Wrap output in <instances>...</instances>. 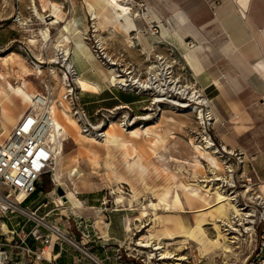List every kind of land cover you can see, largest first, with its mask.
<instances>
[{
    "label": "rangeland",
    "instance_id": "1",
    "mask_svg": "<svg viewBox=\"0 0 264 264\" xmlns=\"http://www.w3.org/2000/svg\"><path fill=\"white\" fill-rule=\"evenodd\" d=\"M44 1L49 5L48 10L41 6L43 0H36L40 14L45 16L48 22H51V3L57 4L60 7L57 14L63 21L60 25H47L36 14L33 0H0V75L6 74L7 80H10L15 86L25 83L31 91L48 97L50 103L53 102L58 107L64 119L63 113L78 123V129L73 130L71 128L72 137L64 143V154L58 167L60 172L58 180L64 186L68 185L69 189L71 182H73L80 194L77 199L73 196L68 200L63 198L65 202L64 206L61 207L63 213L71 215L75 212L85 218L89 217L86 224H90L93 219L104 223L107 219L112 218L115 226L113 227L118 235L122 236L124 231V237L120 242L111 240L114 242L113 253L116 264H159L163 262L169 264H264V184L258 183L255 178H253L252 183H246L242 166L237 163L235 156H226L227 154L224 156L221 151L217 153L220 160L224 162L222 165L225 171L221 173L229 175L227 170H234V175L229 178L233 177L232 183L235 186L233 184L227 185L221 181L219 184H224V189L231 192L236 191L235 194H232V196L238 194L237 200L234 202H237L236 204L243 208L244 212L254 214L250 218L254 222L247 223L245 226H236L241 228L240 233L231 231L228 226H221V232L224 236L221 238L220 248L208 245L205 239H202L201 242L197 240L198 238L185 240V237L180 236L182 235L181 224L196 226V213L189 211L190 208L184 202L185 185L193 175L196 174L201 177L205 174L204 170L194 166V163L199 160V153L192 143L202 145L203 136H206L204 129L198 123L196 108L193 106L179 107L176 101H173L175 96L170 97L171 93L164 96L166 100L157 103L155 100L156 93L152 89L139 88L130 81L132 86L124 87L117 85L118 80L113 82L111 79L113 74L122 75L126 70L132 72L131 76L142 79L149 78L148 67L151 61H155V58H152L151 61L148 60L149 52H152L156 53L157 56L164 57L160 66H172L168 69L171 73L167 74V80L171 81L172 78V81L179 82V86L185 87L187 85L193 89L202 88L197 82V77L193 74V69L184 59L186 52L196 48L197 43L192 44L189 39L186 45L188 50H184L180 44L162 37L160 28L157 25L149 24L148 14H144V12L146 13L145 7L143 8L144 11L137 14L139 4H135L137 12L130 14V16L144 20L152 33L157 29L156 34L159 33L158 35L161 36L150 49H145L143 44H138L139 39H133L135 48L129 46L128 40L133 37L114 28L115 21L120 22L121 20L117 17L115 9L110 7L108 0L105 3L100 0H93L89 3L90 12L84 0ZM124 2L129 3L128 0ZM129 4L133 8V2ZM111 9L114 11L113 13ZM94 12L97 16L96 19H94ZM47 27L50 28L48 44H46L41 33ZM63 34L70 37V43L64 40ZM32 39L37 40L35 45L31 44ZM189 44L194 45V47L191 48ZM59 45L64 46L58 48ZM75 49L81 51L84 58L83 63L76 59L73 52ZM67 50L72 52L69 56L66 54ZM64 59L66 60L63 61ZM70 61L72 63L68 64ZM113 61L117 62V65H111ZM4 62L8 65H5ZM66 65L69 68L74 66L76 70L70 71ZM112 68L115 70H110ZM26 69L27 71L30 69L29 72H32V75H28L29 72L27 73ZM40 70L41 73H39ZM7 71L10 74H7ZM94 72L97 73V80L102 84L100 89L96 91L87 90L76 84V75H80L82 80L88 81L87 79H90ZM24 75L26 77L23 78ZM75 80L76 83L73 85L75 88L78 87L80 94L79 98L76 99L73 93L75 98L73 102L67 84L68 81ZM111 83L115 86H111ZM172 93L176 94L175 90ZM88 95L93 97H88ZM12 97V114L15 112L17 117H21L27 112L28 106L20 98L13 95ZM106 98L112 99L101 101ZM175 99L178 98L175 97ZM92 101L99 102L85 104ZM79 104L91 115L94 125L102 126V132L108 130L111 124L115 125V128L127 140H132L138 146L144 147V150L140 149L142 151L141 157H138L137 154L124 156V151L119 148L113 149L108 156L103 145L105 138L97 137V131L82 132L88 138L96 141L81 139L78 134L82 125L78 121L79 115L76 114V108L79 107ZM120 105H128L129 108L119 109L117 106ZM98 109L103 114L96 115ZM144 114H149L152 117L140 119L139 117ZM2 120L0 115L1 143L7 139L2 135L4 131ZM9 128L12 130L13 126L10 125ZM136 128L143 132L139 136L140 138L132 137V134L129 133ZM213 129L209 130V133L212 134L216 146L221 149L222 143L215 139ZM159 136H162L164 141L155 144ZM153 149H156V153L153 152ZM235 150L242 151L240 148ZM201 162L205 163L202 160ZM244 169L246 171L248 167ZM209 176L213 177L211 174ZM55 183L50 174L43 176L38 184V191L41 194L36 193L33 198L38 197L39 200H44L48 195L50 201L59 199L60 195L56 191ZM247 188L252 189L250 195L242 193ZM230 191L228 192L231 193ZM176 192L183 199L184 208H179L175 204ZM68 193L70 194V191ZM167 194L168 196L165 197ZM135 195L137 201L131 207L129 200L133 199ZM119 196L124 197L123 203L117 202ZM160 197L163 199L161 200ZM79 199L83 201L81 208H78ZM92 199H99V201L94 202ZM69 200L72 201L73 205L68 202ZM152 202L158 204V209L151 205ZM51 208H54L52 202L46 211ZM144 210L147 212L146 217L141 216ZM58 212L55 211L51 214L50 220L54 223L53 219L60 217V214H55ZM136 217H140L142 221H135ZM128 218L132 219L135 233L131 239H128L125 231V223ZM205 219L211 221L209 215H206ZM63 222L61 220L59 224L61 225ZM239 222L241 221H237L236 224ZM72 224V226L67 224L66 228L68 230L70 228L71 235L76 234V241H80L82 234L77 230V226ZM135 224L137 225L136 228ZM245 227L251 229L246 231ZM61 228L63 229V227ZM203 228L209 239L218 237L213 224H206ZM168 231L175 232L178 237L160 240L167 237L165 234ZM85 232L90 234V230ZM150 235L159 239L155 242L161 241L167 250L183 254L186 259L160 260L159 250H156L152 261H150L148 254L151 247L141 248L137 246V241H145ZM233 236H237L238 239L232 238ZM226 237H228V241H226ZM89 239H92V236L89 235ZM231 241L236 242L231 243ZM64 242L70 244L75 249V254L82 260L89 264H95L70 242L66 240ZM92 244L94 243L90 241L87 246L95 256H100ZM226 245L230 247V252L225 251ZM103 263L109 264V260L103 261Z\"/></svg>",
    "mask_w": 264,
    "mask_h": 264
},
{
    "label": "crops",
    "instance_id": "2",
    "mask_svg": "<svg viewBox=\"0 0 264 264\" xmlns=\"http://www.w3.org/2000/svg\"><path fill=\"white\" fill-rule=\"evenodd\" d=\"M92 1L84 0L89 12L91 11L89 3ZM128 2H133V12L131 11L128 17L120 22L116 20L114 28L123 31L127 36L132 35L133 39H139L138 44H143L145 49L153 47L161 36L180 44L184 50H188L186 45L189 39L191 43H197L196 48L188 50L185 58L193 69L198 84L211 100L217 115L213 135L228 149L240 148L246 155L248 170H254L252 175L255 180L264 184V0H128ZM135 4L144 5L146 8L144 14H148L149 24L157 25L161 36L159 33H152L144 20L130 16L139 10L137 8L136 11ZM110 7L114 8L112 5ZM111 12L114 11L111 9ZM87 80L102 85L97 80L96 72ZM110 99L112 98L101 101ZM97 102L99 101L85 104ZM0 115L2 116V112ZM13 115L15 118L18 116L15 112ZM36 193L41 194L37 189L26 199L23 206L31 211H37L38 215L44 216L50 223L63 227L61 229L64 232L76 239V234L71 235L70 228L69 230L66 228L68 225L65 222L59 224L61 220L65 221L62 215L66 214L61 208L46 211L51 202L54 205L57 200L50 201L48 195L44 200L33 198ZM47 193L49 194L48 191ZM78 205V208L82 207L81 199ZM55 211H59L55 214H60V217L54 218V223L50 217ZM88 219L89 217H83L81 222L78 221L81 227H76L77 230L80 232L90 230L89 235L92 236L90 241L94 243L92 247L100 253V256L96 257L102 258L100 259L102 261L109 260V264H116L113 243L123 239L124 231L122 236L118 235L112 218L104 223L93 219L90 224H86ZM0 225H5L7 231L19 232L23 229L24 234L29 235L27 244L37 253L44 248L40 241H36L30 235L36 222L26 216L10 212L2 218ZM6 230L4 231L7 232ZM40 230L43 234L48 233L43 226ZM14 238L18 240L17 235H14ZM0 240L3 241L4 237L0 236ZM47 247L45 246V249ZM49 247L51 249L47 257L51 256L50 258L58 264H80L78 263L80 257L75 254V249L70 244L63 241ZM10 264L51 262L35 260L34 256H26L21 250L16 249L11 252Z\"/></svg>",
    "mask_w": 264,
    "mask_h": 264
},
{
    "label": "bare ground",
    "instance_id": "3",
    "mask_svg": "<svg viewBox=\"0 0 264 264\" xmlns=\"http://www.w3.org/2000/svg\"><path fill=\"white\" fill-rule=\"evenodd\" d=\"M102 3H105L106 0H100ZM125 0H108V2L110 3V5H112L115 8L117 17L119 18V20H122L124 18L128 17V14L132 11L133 12V8L131 7V5L127 2H124ZM34 3V9L35 12L38 16H40V18L47 24V25H60L63 21L62 18L57 14V11L60 10V7L55 4V3H51V9H52V14H50V16L52 17V21L48 22V20L45 18V16H43L42 14H40L39 12V8L37 5L36 0H33ZM41 6L44 9H49V5L48 3H46L44 0L41 4ZM92 10L94 11V7H91ZM95 13V12H94ZM138 14V13H137ZM94 19L97 18L96 13L94 14ZM138 16V15H137ZM97 31V30H96ZM46 44H48V41L50 40V28L47 27L44 30L41 31ZM132 37V36H131ZM63 38L67 43H70V37L66 34H63ZM136 38V36H135ZM31 44H36L37 40L36 39H32ZM128 43L130 44V47L135 48V42L133 40V38L128 40ZM64 45H59V47H62ZM75 57L79 62L84 61L83 55L81 53V51L79 49H75L74 51ZM72 52L70 50L66 51V54L69 56ZM149 59L148 60H152V58H155V61H151L150 66L148 67L149 71L148 74L150 75L149 78L146 79H142V78H137L134 76H131L132 72L130 73L128 70L124 71L122 75H120L119 73L113 74L111 76V79H113L114 81H117V85H122V86H132V84H129V81L135 82L137 83L138 87H141L145 90H150L152 89L153 91H155V100L156 102H163L164 100H166V98L164 96L168 95V94H172L170 97L173 98L174 96L177 97L178 99H175V97L173 98V101H176V104L179 107H192L194 104L196 106H194L196 108V113L199 115V117H197V119H204V112H203V106H208L209 105V101L208 99H206L202 94H200V91L197 90V88L193 87H189V86H179V82L176 81H171L167 80V74L171 73L168 71L169 68H171V65H166V66H160V62L164 59L163 56L160 55H156V53H152L149 52ZM188 52H186L185 55H187ZM108 57H110L108 55ZM148 57V56H147ZM112 61V58H110ZM186 63L187 59L184 58ZM66 59H64L63 61H65ZM5 65H8L6 62H4ZM72 61H70L68 64H71ZM83 63V62H82ZM111 65H117V62L113 61ZM68 67V65H66ZM74 67V66H73ZM69 68V67H68ZM30 69H26V72L28 73ZM70 71H72V67L69 68ZM76 70V68L74 69ZM112 71H114L115 69L112 68L110 69ZM161 70V71H160ZM41 73V70L40 72ZM7 74H10L9 71H7ZM127 74V75H126ZM6 75V74H5ZM4 74L0 75V109L2 112V124H3V128L4 131L2 133V135H4L7 139L11 136L12 131L10 130L9 126H16L17 123L19 122V120L21 119V117L26 113H24L21 117H16L12 114V109H11V105L13 104V96H16L17 98H20L21 101H23L25 104H27L28 106V111H34L37 113H42V114H46L49 121L48 123L50 124L49 126V136L47 137V139L51 142L52 147L54 148V152L56 155V167H55V178H59V170L58 167L60 165V161L61 158L63 157L64 154V143L65 141H67L68 139H70L72 136L70 134V129L72 128L73 130H77L78 129V123L76 122V120L71 119V117L65 113H63V116L65 117V119L61 116L60 114V110L58 109V107H56L53 102L50 103V99L46 96H41L38 95L37 93H35L34 91H31L29 86L24 84L21 85H13L10 80H7L6 76ZM28 75H32V72H29ZM170 75V74H169ZM22 76V75H21ZM67 76V74H66ZM163 76H165L166 78H164ZM195 76V75H194ZM26 77V75L23 76V78ZM171 77V76H170ZM6 80V82H5ZM22 80V79H20ZM76 80H77V84L78 86L82 87L83 89H87V90H93L96 91L98 89H100V86L94 83H90L86 80H82L80 75H76ZM23 81V80H22ZM24 82V81H23ZM156 83H158L156 85ZM113 84V83H112ZM134 84V83H133ZM156 85V86H155ZM79 87V88H80ZM159 88V90H157ZM172 91L175 90L176 94L172 93ZM196 90V91H195ZM169 97V96H168ZM183 98L189 99V100H183ZM210 106V105H209ZM208 106V107H209ZM119 109L124 108V107H128V105H120L117 106ZM23 113V112H22ZM152 116L149 114H144L141 115V117H139L140 119H150ZM79 121V120H78ZM201 123V122H200ZM80 124V123H79ZM82 130V128H81ZM79 130V134L78 136L81 139H85L86 141L89 140H94L91 138H88L85 134H83V130L81 131ZM139 129L136 128L133 131L129 132L132 134V137H136V138H140L139 136H141L143 134V132L138 131ZM126 131V130H124ZM103 136L104 139V147L107 150V154L108 156H110L111 151L113 149H122L124 151V156H130V155H134L137 154L138 157H141V150H144V147L142 146H138L137 143H135L132 140H127L126 137H124L122 135V133L120 131H118L115 128V125H110L109 129L106 130L104 132ZM203 136V135H202ZM6 141V140H5ZM2 142V143H5ZM80 142V140H78ZM96 141V140H94ZM164 141V139L162 138V136H159L156 143L155 144H160ZM102 142V141H101ZM1 143V142H0ZM202 145L201 144H195L194 142L192 143L193 146L195 147V149L197 150V152L199 153V160H197L196 163H194V166L198 169H202L204 170V173L201 177H199V175H193L192 178H190V180L187 182V184L185 185V189L183 192V198H184V202L188 205V207L190 208L189 211H194L196 214L195 217V227L189 226V225H183L181 224V229H182V235L185 238V240L188 241L189 238L193 239H197L198 241L201 242L202 239H205L207 244L210 246H214L216 248H220V243H221V238L224 236L223 233L221 232V226H228L229 228H231V231L236 232V233H240L239 231L241 230V228H238L236 226H245V224L247 223H252L254 222L253 220H251L250 218H252L254 216V214L252 213H247L244 212L243 208L239 207L236 203L234 202L237 200L238 194L232 196V194L236 191L231 192L230 190L224 189L225 185L224 184H219V182H223L226 183L227 185H231L232 183V177L229 178L230 176H232V174L230 173L232 170H227L229 172V175L226 174H222V171H225L222 162L220 160V156H217V153H223L222 150L217 149L216 144L214 143V140L212 137H210L208 134H206V136H203L202 139ZM140 147V148H139ZM141 149V150H140ZM227 153L232 154L233 150L228 149L225 146V150ZM153 152L156 153V149H153ZM125 158V157H124ZM128 158V157H127ZM201 158V159H200ZM204 161L205 163L201 162ZM224 164V162H223ZM248 167L247 166V161H246V157H245V163H244V168ZM246 171H248L246 169ZM200 172V171H199ZM201 173V172H200ZM213 175V177H210L209 174ZM219 184V185H218ZM234 185V184H233ZM261 186V185H260ZM231 188V187H230ZM250 189V190H249ZM249 190V191H247ZM251 188H247L246 190H243L242 193L245 195H250L251 194ZM228 191H230L231 193H229ZM71 196H73L75 199H77L78 197L72 192L70 191V194L67 193V195H64L63 197L66 198H71ZM168 194L165 196L167 197ZM23 197V194H21L19 196V198L21 199ZM164 197V198H165ZM259 198H261V196H258ZM251 199L253 197H250ZM160 199L162 200L163 198L160 197ZM60 200L64 202L62 196H60ZM183 199H181L180 195L178 192L175 193V198H174V202L175 204L179 207V208H184V202L182 201ZM137 201L136 195L134 196L133 199L129 200V203L131 204V207L134 206V202ZM68 202H70L72 205V201L69 200ZM117 202L118 203H123L124 202V197L123 196H119L117 198ZM151 205L155 208L158 209V204L156 202H152ZM178 208V209H179ZM144 209V208H143ZM184 211V210H182ZM209 215L211 217V221H207L205 219V216ZM142 217H146L147 216V212L144 210L141 213ZM156 217V216H155ZM155 219V218H154ZM242 220H245L242 222ZM135 221H142L140 217H136ZM237 221H241L238 224ZM206 224H213L215 227V230L217 231V235L218 237L216 239H209V237L206 236L205 230L203 228L204 225ZM136 224H135V228H136ZM145 227V226H144ZM4 230H6V226L3 225ZM228 229V228H227ZM251 228L250 227H245L246 231H249ZM7 231V230H6ZM125 231L127 233V237L128 239H131L132 235L135 234L134 233V227H133V222L131 218H128L126 223H125ZM8 232V231H7ZM165 235H167V237H159L161 238L160 240L163 239H176V237H178V235L175 232L172 231H168V233H166ZM164 235V236H165ZM228 237H226V241ZM232 238H236L238 239L237 236H233ZM156 240L159 239H155V236L150 235V237L147 240H143V241H137V246L141 247V248H150L151 250H149V254H148V258L150 261H152L154 254V251L159 250V259L160 260H165V259H170L173 258L174 260H184L186 259V257L183 254H177V253H173L170 252L169 250H167L165 248V245H163V243L161 241L159 242H155ZM236 241H231V243H235ZM166 243V242H165ZM203 244V243H202ZM50 247H47L44 250L45 255H48L49 251H50ZM225 251L226 252H230L231 249L228 245L225 246ZM51 257V256H50ZM159 264H169L168 262H163V263H159Z\"/></svg>",
    "mask_w": 264,
    "mask_h": 264
},
{
    "label": "built area",
    "instance_id": "4",
    "mask_svg": "<svg viewBox=\"0 0 264 264\" xmlns=\"http://www.w3.org/2000/svg\"><path fill=\"white\" fill-rule=\"evenodd\" d=\"M143 8L144 5L139 4V10L137 13L139 14L141 11H144ZM153 33H157V29H155V32ZM192 44H189V46L191 45V48L194 47ZM72 69H74V67H72ZM130 82L137 86V83ZM75 83L76 80L68 81L67 84L70 88L69 94L71 99H73V102L75 101V98H79L80 94L78 87L75 88L73 85ZM111 86L115 85H112L111 83ZM124 87H127V85ZM197 90L208 99L210 105H208L209 107L203 106L204 119H198V123L204 129V133L213 138L212 134L209 133V130L214 128V124L217 122L218 118L212 107L211 100L204 94V89L197 88ZM73 93L75 98L73 97ZM183 100L189 99L183 98ZM194 106L196 105L194 104L193 107ZM76 114L79 115L78 119L81 122L85 133L97 131V137L103 138V136H101L104 134L101 129L102 126L99 125V127L98 125H94L91 115H89L80 104L79 107L76 108ZM100 114L103 113L98 109L96 115ZM48 121L49 119L46 114L28 111L21 117L17 125L14 127L11 136L6 139L5 143H0V221L10 212H18L26 216L29 220L35 221L36 226L31 230L30 235H32L36 241H40L44 246L41 252L37 253L27 244L29 235L24 234L23 229L19 232H5L3 226L0 225V236L4 237L3 241L0 240V264H10L11 252L16 249L21 250L26 256H34L35 260H45L51 262V264H58L56 261L45 255V246L49 247L52 244L63 242L65 240L81 250L87 258L92 260L95 264H104L102 260L93 254L89 246H87L90 239L89 233H86L85 230H81L82 239L76 241L75 237L69 236L60 227L45 220L44 216L38 215L37 211H31L23 206L26 199L37 191L40 180L46 174L51 175L53 181L56 182V188L62 187L65 190V195H67L68 191H72L77 197L80 194L73 182H71V188L69 189L68 185L64 186L63 183L58 180L59 178H55L56 155L51 142L47 139L50 126ZM225 146L226 145L221 144V149L218 147L217 149L222 150L223 153L221 154H224V156L226 154V156L234 155L237 159V163L242 166V173L245 176V182L248 184L252 183L254 177L250 174L254 170L245 171V153L231 148L230 149L233 150V153H227L224 151ZM233 172L234 170L232 169L230 172L232 176L234 175ZM21 194H23V197L20 199L19 196ZM66 200H68V198H66ZM54 205L55 207L53 210H56L63 207L64 203L61 202L59 198L57 199V202H54ZM62 217L66 224L71 225L73 220L77 228L81 227L78 221L81 222L83 220L82 215L74 212L71 213V215L64 214ZM41 226L48 230L47 234L41 232ZM14 235H17L18 240H15ZM78 263L89 264L81 258L78 259Z\"/></svg>",
    "mask_w": 264,
    "mask_h": 264
},
{
    "label": "water",
    "instance_id": "5",
    "mask_svg": "<svg viewBox=\"0 0 264 264\" xmlns=\"http://www.w3.org/2000/svg\"><path fill=\"white\" fill-rule=\"evenodd\" d=\"M56 191L60 196L65 195V190L62 187H58ZM63 198H65V200H66V197H63Z\"/></svg>",
    "mask_w": 264,
    "mask_h": 264
}]
</instances>
